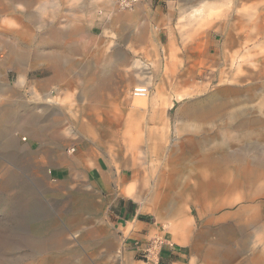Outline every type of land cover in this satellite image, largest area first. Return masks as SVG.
<instances>
[{
	"label": "rangeland",
	"instance_id": "1",
	"mask_svg": "<svg viewBox=\"0 0 264 264\" xmlns=\"http://www.w3.org/2000/svg\"><path fill=\"white\" fill-rule=\"evenodd\" d=\"M251 22L264 29V0H0V264H171L170 244L174 264H255L264 167L239 174L227 159L207 174L197 160L222 147L264 158V30ZM210 105V119H187ZM45 106L58 117L20 126ZM241 114L259 123L232 127ZM55 150L93 153L74 174ZM98 163L125 184L101 185ZM178 218L190 232L168 226Z\"/></svg>",
	"mask_w": 264,
	"mask_h": 264
},
{
	"label": "bare ground",
	"instance_id": "2",
	"mask_svg": "<svg viewBox=\"0 0 264 264\" xmlns=\"http://www.w3.org/2000/svg\"><path fill=\"white\" fill-rule=\"evenodd\" d=\"M243 1L244 2H249L250 0H243ZM194 11H196V10H194ZM201 20H202V18H201ZM196 21H197V18H196ZM251 27L253 29L256 28L258 34H263V30L264 29H263V26H262L261 23H259V22H251ZM263 37L264 36L262 35V38ZM257 43H258L257 45L259 47H264V40L263 39L262 40L257 39ZM184 46L185 45L183 44V47ZM191 48L194 49V47H191ZM208 50H209V47L206 48V51L207 52H206L205 62H209V60L211 58L210 55L207 54L208 53ZM181 71L183 73H186L187 76H188V78H193V75L195 74L194 69H193V67L190 64H187V66L186 65L183 66L181 68ZM112 78H113V75H110L109 73L108 74H105V71H102L101 70L99 72L98 76H97V83L103 85L104 83H106L107 81L111 80ZM188 85H189V82H187L184 86H188ZM171 89H172V91L175 94V97L177 99L182 98V97H189V96H191L193 94V90L190 89V88L180 89V87L172 86ZM227 102H229V101L227 100ZM218 105L219 104H215L214 106H218ZM214 106L210 105L208 107L201 106L200 108H194V109L191 110V112L188 113L187 119H194V118H201V119H208L209 118L210 119L211 116H212V114H213L212 112L214 110L213 109ZM226 107H227V103H226V101H223V110ZM185 109L186 108H184L183 111ZM233 116L236 117V118H238V115H235V114H233V115L230 114L229 115V117H231V118ZM240 118L241 119H239V120L237 119V121L234 123V125H232V127H236V128L248 127V128H250L252 125H255V123L256 124L259 123L258 119H253V118L252 119H249L244 114H241L240 115ZM33 125H34V120L31 117H27L23 122L20 123V126H22L23 128H25L27 130H33ZM71 151H72V149H71ZM87 154L88 155H91L92 152L89 151ZM63 157H64L63 155L62 156L61 155H58V154L56 155V158L59 161H61V162H64ZM227 159L236 160V161H238V162H240V163L243 164L242 170L239 171V174L241 173V174L246 175V174L249 173V169H256L258 167H264V158H261V157H258V156H252V157L246 158L245 156H243L242 154H239L237 152L227 153V152H224L223 151V147L222 148H218V150H216L214 152H210V151L204 152V153H202V154H200L198 156V159L197 160L199 161L200 165L204 168V170H203L204 173L206 172L207 174L208 173L210 174L212 172V173L218 174L222 170V169H220L221 164H223V161H225ZM251 167H253V168H251ZM103 177H104L103 179L106 178L105 176H103ZM234 182H238V180L233 181V183H231V184L232 185L233 184H236ZM155 217H156V220L158 222H162V224H165V223H163V217H162V214L161 213L156 212ZM251 217H253V219H255L256 221H259V219H261V216H260L259 213H257V211ZM168 226H170V228L172 230H178V231H182V232H190V230H191L190 221L187 218H183V219L182 218H178V219H175ZM181 243H185V242L182 241ZM262 260H264V248L261 251L256 252L252 256V263H255V264H263L262 263L263 262Z\"/></svg>",
	"mask_w": 264,
	"mask_h": 264
},
{
	"label": "crops",
	"instance_id": "3",
	"mask_svg": "<svg viewBox=\"0 0 264 264\" xmlns=\"http://www.w3.org/2000/svg\"><path fill=\"white\" fill-rule=\"evenodd\" d=\"M61 59H62V56L61 55H56V57L54 59V62H53V64H55V65H51L50 68L57 69L58 66H59V63H60ZM48 108H49V106H47L46 108H44L43 110H41L42 111L41 113H33L32 115H29V117H31V118H34V117L35 118H38V117L47 118V117H49L52 120L53 116L55 118L59 113L58 114L57 113H54V111L52 109H49L48 111H46ZM57 123L58 122L56 121L54 123H49V125L44 124L43 126H45V127L47 126L46 128H48V127H51L50 124L51 125H53V124L56 125ZM34 125L35 126H38V123L37 122H34ZM87 127H89V126L87 125ZM27 131L29 133H31V134H34V131L33 130H27ZM61 136L59 138H58V136H55V138L53 139L56 142V144L58 143L59 145H63L68 140H72L73 139V138L71 139V135H69V134H67L66 136H62V137ZM89 151L93 153L92 150H87L85 153H82L79 156H76V157H73V158L70 159L69 157H66L65 154L60 153L59 151L55 150L52 153V159H53V162L55 164L61 165V166H67L69 168V171L70 172H73L74 174H76V173H78V172L81 171V167L82 168L85 167L87 160L89 158H92V154L91 155H88L87 154ZM57 154L58 155H61V156L62 155L64 156L63 157L64 162H61V161H59L56 158V155ZM96 159H98V157H96ZM94 167H97L98 168V175H99V180H100V184L101 185L105 186L111 180H114L115 182H117L119 184H122V185L125 184L124 178H121L119 176H116L115 177V173L113 171V167L111 165H109V163H107V170L103 169V167L101 166L100 163H98ZM103 176H105L106 178L103 179L104 178ZM129 188H131V187L130 186H127L125 188V190L128 192V194H131ZM170 246H172V248L171 247H169V248L166 247L164 249V251L162 252L161 257H162V259L164 261H167V262H170L171 264H174V263H176V261L174 260V257L177 256L180 253H178L177 250H179V249L176 246H173L172 244H170ZM177 263H178V261H177Z\"/></svg>",
	"mask_w": 264,
	"mask_h": 264
},
{
	"label": "built area",
	"instance_id": "4",
	"mask_svg": "<svg viewBox=\"0 0 264 264\" xmlns=\"http://www.w3.org/2000/svg\"><path fill=\"white\" fill-rule=\"evenodd\" d=\"M115 1L120 9H130L138 2V0H115ZM24 139L25 138H23L22 140Z\"/></svg>",
	"mask_w": 264,
	"mask_h": 264
},
{
	"label": "trees",
	"instance_id": "5",
	"mask_svg": "<svg viewBox=\"0 0 264 264\" xmlns=\"http://www.w3.org/2000/svg\"><path fill=\"white\" fill-rule=\"evenodd\" d=\"M139 218L143 220V219L146 218V217H139Z\"/></svg>",
	"mask_w": 264,
	"mask_h": 264
}]
</instances>
